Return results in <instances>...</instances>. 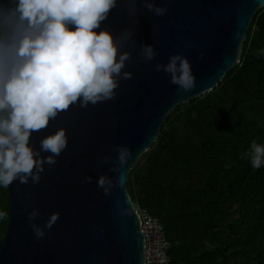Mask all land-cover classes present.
<instances>
[{
	"label": "water",
	"instance_id": "95a60500",
	"mask_svg": "<svg viewBox=\"0 0 264 264\" xmlns=\"http://www.w3.org/2000/svg\"><path fill=\"white\" fill-rule=\"evenodd\" d=\"M168 11L156 15L140 6L129 14L120 4L104 26L133 29L132 59L114 99L78 106L59 114L48 128L34 132L30 142L66 129L68 144L54 165H45L38 183L13 181L7 189L9 220L0 238V264H145V237L140 214L128 191L129 172L156 141L165 118L177 106L212 91L239 65L248 31L264 0H156ZM74 27V26H73ZM153 44L158 55L146 61L141 44ZM182 53L192 63L196 86L178 91L157 62ZM203 53V55H201ZM131 152L119 167L114 147ZM48 155V153H42ZM105 158H107L105 160ZM101 175L111 179L108 194L98 187ZM91 176V182H83ZM39 209L35 221L28 214ZM59 218L37 239L31 227L44 226L51 214Z\"/></svg>",
	"mask_w": 264,
	"mask_h": 264
},
{
	"label": "trees",
	"instance_id": "16d2710c",
	"mask_svg": "<svg viewBox=\"0 0 264 264\" xmlns=\"http://www.w3.org/2000/svg\"><path fill=\"white\" fill-rule=\"evenodd\" d=\"M264 8L254 16L239 65L212 91L167 115L129 172L135 203L164 225L170 264H264ZM10 201L0 187V238Z\"/></svg>",
	"mask_w": 264,
	"mask_h": 264
},
{
	"label": "clouds",
	"instance_id": "9594fccd",
	"mask_svg": "<svg viewBox=\"0 0 264 264\" xmlns=\"http://www.w3.org/2000/svg\"><path fill=\"white\" fill-rule=\"evenodd\" d=\"M122 3L128 5L129 14L136 12L137 0H0V187L17 179L38 183L45 165L56 163L69 138L61 127L44 136L36 148L30 142L33 133L48 128L70 107L86 108L114 99L121 79L132 77L126 65L132 59L128 46H135L133 29L113 31L104 26ZM139 3L156 15L168 11L166 4L158 5L156 0ZM139 55L153 61L158 51L144 43ZM155 70L169 74L178 91L196 86L192 63L182 53L170 54L166 63L157 62ZM114 151L123 167L131 156L129 148L117 145ZM243 155L260 169L264 143L253 141L251 151ZM91 180L86 176L83 182ZM97 185L108 194L112 181L101 175ZM5 215L0 211V217ZM38 215L39 209L34 208L28 220L35 221ZM58 218V213L51 214L43 227L33 222L36 238H43L44 229Z\"/></svg>",
	"mask_w": 264,
	"mask_h": 264
},
{
	"label": "built area",
	"instance_id": "2783aa9c",
	"mask_svg": "<svg viewBox=\"0 0 264 264\" xmlns=\"http://www.w3.org/2000/svg\"><path fill=\"white\" fill-rule=\"evenodd\" d=\"M137 209L145 237V264H170L171 242L167 237L164 225L147 209L139 207Z\"/></svg>",
	"mask_w": 264,
	"mask_h": 264
}]
</instances>
